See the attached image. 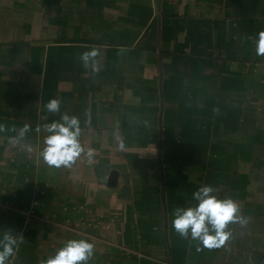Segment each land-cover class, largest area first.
Segmentation results:
<instances>
[{"label":"crops","instance_id":"crops-1","mask_svg":"<svg viewBox=\"0 0 264 264\" xmlns=\"http://www.w3.org/2000/svg\"><path fill=\"white\" fill-rule=\"evenodd\" d=\"M261 31L264 0H0V238L24 237L6 264L71 239L94 244L88 264H264ZM93 47L98 74L79 59ZM63 114L85 149L71 168L36 131ZM205 185L251 218L221 248L172 226Z\"/></svg>","mask_w":264,"mask_h":264},{"label":"clouds","instance_id":"clouds-1","mask_svg":"<svg viewBox=\"0 0 264 264\" xmlns=\"http://www.w3.org/2000/svg\"><path fill=\"white\" fill-rule=\"evenodd\" d=\"M256 43V54L264 56V31L258 34ZM100 55L98 48L93 47L89 51H84L79 59L85 68L91 67L93 74L101 71V66L97 57ZM61 101L52 98L46 104L50 113L60 111ZM218 111V109H217ZM30 125L25 124L19 130L17 138L9 142L15 146L30 131ZM5 126L0 125V131H4ZM36 131L47 132L44 139V148L40 155L44 162L55 168H71L76 160L85 152L80 143V121L75 116L63 114L60 121H53L42 126H37ZM31 151L30 145H25ZM123 148V144H121ZM89 162L93 157V150H87ZM216 190L208 185L200 187L193 193V199L198 203L194 207H177L174 210L172 226L176 233L182 238L198 240L205 248H221L225 246L232 237L230 224H239L246 227L251 218L241 214V205L231 198L218 199L213 193ZM24 237L22 233L14 234L11 230H6L0 238V264L9 262V258L15 255V249L22 243ZM94 244L85 239L68 240L54 255L41 260L40 264H88L94 254ZM199 250V249H198Z\"/></svg>","mask_w":264,"mask_h":264},{"label":"water","instance_id":"water-1","mask_svg":"<svg viewBox=\"0 0 264 264\" xmlns=\"http://www.w3.org/2000/svg\"><path fill=\"white\" fill-rule=\"evenodd\" d=\"M115 181H116V173L114 172V173H111V175H110L108 185L113 186ZM260 256H261V254L258 252L253 253L252 261L253 262L259 261Z\"/></svg>","mask_w":264,"mask_h":264}]
</instances>
